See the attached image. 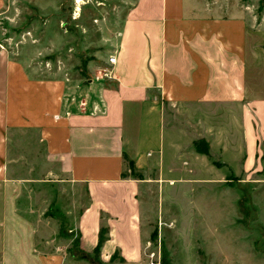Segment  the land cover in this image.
Wrapping results in <instances>:
<instances>
[{"label":"crops","instance_id":"0c3cea01","mask_svg":"<svg viewBox=\"0 0 264 264\" xmlns=\"http://www.w3.org/2000/svg\"><path fill=\"white\" fill-rule=\"evenodd\" d=\"M104 41L93 65L113 76L99 73L45 129L46 179L11 174V143L29 128L40 132L41 119L25 114L36 84L0 44V264H151L145 190L166 169L202 162L213 176L193 181L194 215L208 218L215 241L231 234L226 247L219 243L229 258L236 218L249 214L234 208L235 184L264 194V20L209 0H135ZM200 140L214 159L197 150ZM234 163L243 179L217 173ZM129 166L144 176L127 174ZM201 185H210L209 197ZM250 215L264 227V200Z\"/></svg>","mask_w":264,"mask_h":264},{"label":"rangeland","instance_id":"374dc122","mask_svg":"<svg viewBox=\"0 0 264 264\" xmlns=\"http://www.w3.org/2000/svg\"><path fill=\"white\" fill-rule=\"evenodd\" d=\"M134 1L3 0L0 44L10 52L19 69L23 68L25 81L36 84L35 90H31L33 93L27 96L25 114L27 118L36 115L41 119L40 132L29 128L25 135L17 136L11 143L12 157L18 160L11 169L13 176L27 179H46L49 176V144L45 139V129L56 123L54 115L72 98L78 100L84 92L91 90L99 73L103 76L102 69L93 64L96 55L104 49V35L119 28ZM209 1L219 2L224 11L231 10L232 6L247 9L259 21L264 20V0ZM29 125L34 126L32 123ZM184 147L192 148L190 145ZM195 147L203 156L213 157L208 152L209 143L206 140L196 142ZM205 164L202 162L198 170L166 169L164 180L159 178L157 187L145 190L144 198L150 203L147 206L150 215L146 220L151 229L147 254L155 253L154 258L149 257V263L264 264V227L260 223H255V226L250 221L253 218L250 213L257 212L258 202L264 200V194L261 190L256 191L258 186L254 188L231 182L236 183L234 208L249 214L243 221L236 218L233 228L235 244L228 246L229 258H224L225 250L219 243L225 246L231 234L227 230L222 231L215 241L208 218L201 221L194 215L195 200L199 197L196 187L200 185L196 186L193 181L213 176ZM233 165L232 171L224 168L218 169L217 173H224L234 180L243 179V171L236 167L238 164ZM130 167L127 174L144 176ZM148 177L158 176L156 172H150ZM201 188V194L209 197L210 185H201ZM55 206L47 215L56 214L59 206ZM62 219L65 220V217ZM102 228L107 230V237L108 227ZM70 234L73 236L74 233Z\"/></svg>","mask_w":264,"mask_h":264},{"label":"built area","instance_id":"2783aa9c","mask_svg":"<svg viewBox=\"0 0 264 264\" xmlns=\"http://www.w3.org/2000/svg\"><path fill=\"white\" fill-rule=\"evenodd\" d=\"M109 62L111 63V64H116V62H117V58H116V56L115 55H111L110 57H109ZM112 71H110L109 69H104L103 70V77H108V78H112ZM54 118L56 119V120H58V119H60L61 118V116L59 115V114H56V115H54ZM154 256H155V253H151L150 254V257L152 258H154Z\"/></svg>","mask_w":264,"mask_h":264},{"label":"trees","instance_id":"16d2710c","mask_svg":"<svg viewBox=\"0 0 264 264\" xmlns=\"http://www.w3.org/2000/svg\"><path fill=\"white\" fill-rule=\"evenodd\" d=\"M197 147H198V146H197ZM106 231H107V230H105L104 228H101L99 244H98V246H97L96 249H95L96 252H99L100 247L102 246V244L104 243V241L107 239V237H106V235H105Z\"/></svg>","mask_w":264,"mask_h":264}]
</instances>
